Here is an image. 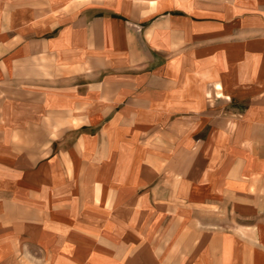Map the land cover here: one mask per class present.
I'll return each instance as SVG.
<instances>
[{
    "label": "crops",
    "instance_id": "1",
    "mask_svg": "<svg viewBox=\"0 0 264 264\" xmlns=\"http://www.w3.org/2000/svg\"><path fill=\"white\" fill-rule=\"evenodd\" d=\"M0 264H264V0H0Z\"/></svg>",
    "mask_w": 264,
    "mask_h": 264
},
{
    "label": "rangeland",
    "instance_id": "2",
    "mask_svg": "<svg viewBox=\"0 0 264 264\" xmlns=\"http://www.w3.org/2000/svg\"><path fill=\"white\" fill-rule=\"evenodd\" d=\"M202 213H201V216H199V217H197L198 219H203V217H202ZM240 219V221H244V220H248V219H246L245 217H242V218H239Z\"/></svg>",
    "mask_w": 264,
    "mask_h": 264
}]
</instances>
